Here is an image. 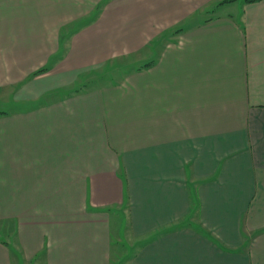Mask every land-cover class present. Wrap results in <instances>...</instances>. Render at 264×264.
<instances>
[{
	"label": "crops",
	"instance_id": "1",
	"mask_svg": "<svg viewBox=\"0 0 264 264\" xmlns=\"http://www.w3.org/2000/svg\"><path fill=\"white\" fill-rule=\"evenodd\" d=\"M0 94V264H264V0H0Z\"/></svg>",
	"mask_w": 264,
	"mask_h": 264
},
{
	"label": "rangeland",
	"instance_id": "2",
	"mask_svg": "<svg viewBox=\"0 0 264 264\" xmlns=\"http://www.w3.org/2000/svg\"><path fill=\"white\" fill-rule=\"evenodd\" d=\"M212 14V13H210ZM178 30H175V31H169L170 35L173 36V33L177 32ZM167 34V33H166ZM170 35H165L166 37L170 36ZM164 36V37H165ZM148 60V59H146ZM136 63H140V62H136V61H128V62H109L105 67V69L102 71V72H98V73H95V74H91L89 80H94V82L92 83H97L98 84H102V83H108V82H114V81H117L119 78L118 76L121 75V72L123 71H128L129 69H131L132 66H134V64ZM112 64H114V66H111ZM141 64V63H140ZM37 72H42V70L40 71H37ZM36 72V73H37ZM85 78H83L84 80ZM89 85V84H87ZM96 85V86H97ZM57 95V94H56ZM6 99L3 97V95L0 94V108H7L6 106L8 105V103H6ZM112 228H113V233L115 234L116 233V230H117V226H116V223L115 221H113L112 223ZM123 233V230L122 232ZM115 239V238H114ZM114 241V240H113ZM117 246V242L115 241L114 243V250H113V257H115V247Z\"/></svg>",
	"mask_w": 264,
	"mask_h": 264
},
{
	"label": "trees",
	"instance_id": "3",
	"mask_svg": "<svg viewBox=\"0 0 264 264\" xmlns=\"http://www.w3.org/2000/svg\"><path fill=\"white\" fill-rule=\"evenodd\" d=\"M255 1H258V0H246V2H255ZM0 113H2V112H0Z\"/></svg>",
	"mask_w": 264,
	"mask_h": 264
}]
</instances>
